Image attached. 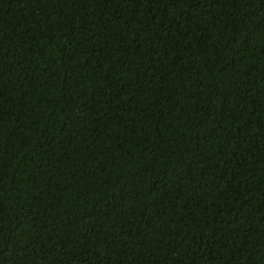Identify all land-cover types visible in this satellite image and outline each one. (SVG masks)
<instances>
[{"label": "trees", "instance_id": "16d2710c", "mask_svg": "<svg viewBox=\"0 0 264 264\" xmlns=\"http://www.w3.org/2000/svg\"><path fill=\"white\" fill-rule=\"evenodd\" d=\"M0 264H264V0H0Z\"/></svg>", "mask_w": 264, "mask_h": 264}]
</instances>
